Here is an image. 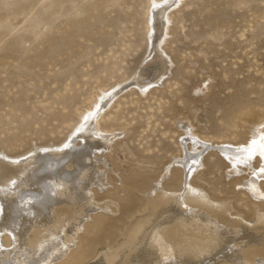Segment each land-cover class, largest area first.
I'll use <instances>...</instances> for the list:
<instances>
[{"label": "rangeland", "instance_id": "rangeland-1", "mask_svg": "<svg viewBox=\"0 0 264 264\" xmlns=\"http://www.w3.org/2000/svg\"><path fill=\"white\" fill-rule=\"evenodd\" d=\"M153 2L0 0V161L64 146L87 126L89 110L111 142L93 156L94 170L102 173L93 186L102 206L97 213L117 197L125 202L85 231L75 219L79 241L74 229L63 234L69 244L77 240L78 264L125 237L130 216H141L142 190L159 181L168 192L183 190L184 169L174 159L187 145L196 153L200 143L208 144L199 169L191 166V188L232 200L248 218L257 210L233 180L252 176L259 160H244L233 173L215 145L246 144L264 124V0H182L169 12L172 24L160 53L167 64L158 79L157 71L144 73L157 64L146 63ZM76 136L80 144L82 132ZM5 231L1 242L10 236Z\"/></svg>", "mask_w": 264, "mask_h": 264}, {"label": "bare ground", "instance_id": "bare-ground-1", "mask_svg": "<svg viewBox=\"0 0 264 264\" xmlns=\"http://www.w3.org/2000/svg\"><path fill=\"white\" fill-rule=\"evenodd\" d=\"M154 1L149 9L150 33L146 63L157 60V64L146 68L144 73L150 76L151 72L157 71L158 79L167 64L160 53L163 51L161 45L166 42L169 33V25L172 24L169 12L179 6L182 0ZM93 112L87 111V126L72 134L73 138L65 144L67 147L51 145L50 148H38L22 159L0 161V170L5 173L0 176V230L10 234L3 242L0 240V264H78V251L81 249H78L76 242L81 237L75 233V228L82 227L85 231L87 224L100 218L107 220L109 214L113 215L112 208L118 212L122 209L121 202H125V199L117 197L104 205V213H97L102 206H97L101 203L97 201L99 195L93 186L100 171L94 170L93 156L95 151L103 150L105 144L108 147L111 142H105L108 140L105 134L99 132L97 120L91 122ZM260 125L251 130L252 136L246 144L215 145L218 152L231 162L233 173L239 171L236 167L244 160H259V169L253 171L252 176L233 180H240L245 194L255 203L253 207L257 210L254 208L256 211L251 218L240 212L232 200L222 201L204 189L191 188V166L197 165L196 171L199 169L202 153L208 150V144L200 143L202 149L196 153L197 150L187 151V145L183 157L174 159V163L184 169L183 190L168 192L160 181L148 192L142 190L139 194L143 206L141 216L132 219L130 216L125 237L115 246L101 249L99 255L86 264H264V210L260 208L264 201V182L261 181L264 178V171H261L264 168V155H261L264 150V124ZM81 132L83 137L78 145L75 142L76 135ZM253 140L257 142L255 145L251 143ZM249 147L255 153L250 158L247 152L242 151ZM169 166L171 168L172 163ZM7 179L11 181L8 185L5 184ZM4 184L5 187L1 188ZM73 229L72 236L77 240L71 244L75 248L67 252L71 244L62 237Z\"/></svg>", "mask_w": 264, "mask_h": 264}, {"label": "snow or ice", "instance_id": "snow-or-ice-1", "mask_svg": "<svg viewBox=\"0 0 264 264\" xmlns=\"http://www.w3.org/2000/svg\"><path fill=\"white\" fill-rule=\"evenodd\" d=\"M252 145H255L257 142L255 140H253L252 142ZM68 145H65V147H67ZM262 148H264V146H262ZM242 151L244 152H247L249 154V158L254 155V151L251 149V147L249 148H245V149H242ZM261 155H264V150L261 151ZM261 171H264V168L261 169Z\"/></svg>", "mask_w": 264, "mask_h": 264}]
</instances>
